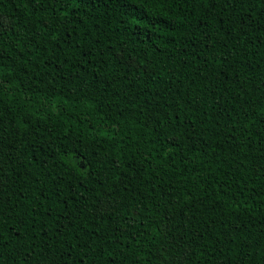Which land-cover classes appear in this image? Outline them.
<instances>
[{"label":"trees","instance_id":"obj_1","mask_svg":"<svg viewBox=\"0 0 264 264\" xmlns=\"http://www.w3.org/2000/svg\"><path fill=\"white\" fill-rule=\"evenodd\" d=\"M0 264H264V0H0Z\"/></svg>","mask_w":264,"mask_h":264}]
</instances>
